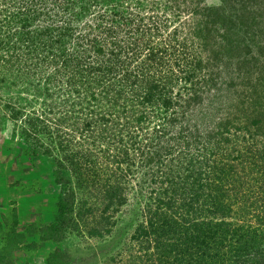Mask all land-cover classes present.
I'll use <instances>...</instances> for the list:
<instances>
[{"label":"rangeland","instance_id":"374dc122","mask_svg":"<svg viewBox=\"0 0 264 264\" xmlns=\"http://www.w3.org/2000/svg\"><path fill=\"white\" fill-rule=\"evenodd\" d=\"M69 1L74 9L64 13L66 1L0 0V223L12 219L11 208L20 216L18 235L0 248V264H46L45 253L54 249L67 252L72 264H151L147 212L160 166L140 167L134 115L123 110L129 104L110 102L84 69L75 68L73 38L65 34L61 48L44 42L55 38L54 28H67L64 19L75 12L73 28L94 23L99 10L110 19L114 9H152L164 21V37L176 32L174 40L200 60L194 81L200 98L189 123L202 135L227 134L229 150L248 152L264 146V0ZM84 4L91 5L85 18L78 14ZM47 11L49 20L41 15ZM47 28L41 41L38 33ZM255 121L261 134L253 132ZM25 142L38 155L31 176L43 180L32 197L22 189L7 199L4 179L14 175L9 164L27 163L32 154L23 152ZM58 198L65 209L56 241L26 250L38 237L39 226L31 223L54 222ZM5 227L7 236L12 226ZM17 236L25 241L16 243Z\"/></svg>","mask_w":264,"mask_h":264},{"label":"trees","instance_id":"16d2710c","mask_svg":"<svg viewBox=\"0 0 264 264\" xmlns=\"http://www.w3.org/2000/svg\"><path fill=\"white\" fill-rule=\"evenodd\" d=\"M61 1H66L62 12L74 9L69 0ZM90 6L84 4L78 14L85 18ZM28 8L25 4L23 9ZM106 13L99 10L94 23L78 28L69 26L77 13L68 15L64 19L68 27L54 28L55 38L44 45L61 48L65 34L73 38L75 68L84 69L110 102L129 104L130 110H123L134 115L140 167L160 166L153 172L157 187L147 212V235L153 237L155 256L151 264H264V146L235 152L229 150L227 134L202 135L196 124L189 123L200 98L199 84L194 82L202 72L200 60L174 40L176 32L164 37V21L151 15L152 9L137 6L126 13L114 9L110 19ZM41 15L50 19L48 11ZM50 31L38 33L41 41ZM253 126V132L262 133L258 122ZM24 144L37 159L29 143ZM56 202L54 222L30 225L39 226L38 237L26 250L35 252L39 243L56 241L65 209L60 198ZM11 214L12 219L3 224L12 226L6 236L9 242L18 235L14 227L20 223L15 209ZM14 239L25 241L21 236ZM44 260L73 263L59 249L47 251Z\"/></svg>","mask_w":264,"mask_h":264},{"label":"flooded vegetation","instance_id":"af4514ba","mask_svg":"<svg viewBox=\"0 0 264 264\" xmlns=\"http://www.w3.org/2000/svg\"><path fill=\"white\" fill-rule=\"evenodd\" d=\"M23 150H24L23 151L24 153H27V151L25 149H23ZM28 158H29V160H28L27 163H20V162H18V163L15 162L14 163V162H11L9 164L10 171H11V173L13 172L14 175H13L12 179H9V180H7L6 178L4 179V181L7 182V186L6 187H7L8 190L3 192L2 194H6V196L9 195L10 197H13V195L20 193L19 192L20 190L25 189L27 191L26 193H28V194H26L27 197L30 198V197H32V195H31L32 193H34V194L37 193V190H36L37 182L36 181H39L41 178L36 177V175L31 176L32 174H35V171H36V167L35 166H36V164L32 163V161H31V159L33 160V157H31L29 155ZM26 164L27 165L29 164L31 169L30 168H26V166H25ZM16 169H18V170H16ZM28 178L30 180L29 182L26 181V179H28ZM15 182L16 183L18 182V184L15 185V187L9 188V185L14 184ZM34 183H36V186L34 188H31L30 184H34ZM0 184H1V182H0ZM20 185H22V187ZM0 194H1V192H0ZM38 194H39V192H38ZM22 196H24V194H22ZM35 203L38 204V202H36V201H35ZM35 203H33V204H35ZM14 207H16V206H14ZM36 207L39 209L38 206H36ZM36 207L33 206V209L35 211H36ZM16 208H12V210L13 209L16 210ZM39 213H41V212H39Z\"/></svg>","mask_w":264,"mask_h":264},{"label":"crops","instance_id":"0c3cea01","mask_svg":"<svg viewBox=\"0 0 264 264\" xmlns=\"http://www.w3.org/2000/svg\"><path fill=\"white\" fill-rule=\"evenodd\" d=\"M4 196H5V198H9V199H11V200H15V198H13V197H10L9 195L8 196H6V194H4ZM9 208H11L10 206H8ZM4 209V207H1V210H3ZM8 209V208H7ZM10 211H12V208L10 209V210H7V212H10ZM17 211V218L19 219V211L18 210H16ZM3 212V211H2ZM2 214V213H1ZM5 214H7V213H5ZM5 214H3V215H5ZM4 217V216H3ZM6 227L5 226H3V223H0V248L1 247H3L4 246V241L6 240L5 238H6ZM14 230H16V231H18V226H16V227H14ZM10 231V230H9Z\"/></svg>","mask_w":264,"mask_h":264}]
</instances>
